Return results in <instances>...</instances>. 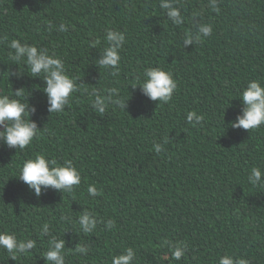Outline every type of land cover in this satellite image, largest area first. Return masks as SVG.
I'll use <instances>...</instances> for the list:
<instances>
[{
    "label": "trees",
    "instance_id": "1",
    "mask_svg": "<svg viewBox=\"0 0 264 264\" xmlns=\"http://www.w3.org/2000/svg\"><path fill=\"white\" fill-rule=\"evenodd\" d=\"M208 5L178 0L184 22L174 25L159 0H0V95L35 106L30 119L46 129L24 150L0 144V231L37 242L16 260L0 249V264H46L51 236L65 241L66 264H111L129 247L133 264H218L225 254L264 264V187L248 183L253 167L264 172V125L229 126L242 114L247 82L264 85V0H218L219 13ZM194 13L212 33L183 46ZM62 22L68 32L49 30V23ZM108 29L126 37L115 72L96 64ZM12 39L62 59L77 83L64 111H47L43 77L10 59ZM155 67L177 82L167 103L151 101L138 87ZM111 89L127 107L109 102L96 112L94 90L108 96ZM189 112L204 117L200 125L187 122ZM36 154L71 161L80 185L71 193L42 188L37 198L17 176ZM90 185L100 195L89 196ZM84 210L114 220V227L98 223L83 233L76 221ZM44 223L49 236L40 234ZM166 242L186 243L188 250L176 260ZM79 243L87 255L74 251Z\"/></svg>",
    "mask_w": 264,
    "mask_h": 264
},
{
    "label": "clouds",
    "instance_id": "2",
    "mask_svg": "<svg viewBox=\"0 0 264 264\" xmlns=\"http://www.w3.org/2000/svg\"><path fill=\"white\" fill-rule=\"evenodd\" d=\"M177 2L178 0H159V7L164 10L167 19L174 25H180L184 22V16L181 14L180 8L177 7ZM208 6L212 11L220 12L218 0H209ZM198 16L199 13L193 14L194 30L185 33L183 46L200 43L211 35L212 26L197 22ZM69 27L63 22L58 28L49 23V30L55 28V30L63 33L68 32ZM104 40L106 46L100 52V58L96 60V64L99 68L115 72L118 70L121 60L120 51L126 42L125 34L118 30L108 29ZM8 47L14 50L9 52V57L14 63L22 62L32 77H43L42 80L46 85L43 92L47 97V111L50 114L64 111L69 104L71 95L77 91V83L74 78L67 74L62 59L54 53L50 54L47 49L28 43L22 44L17 39H12ZM16 75L18 78L23 75L20 69ZM137 83L141 93L154 102H169L177 89V82L172 73L160 67L146 69L143 73V80L137 81ZM117 92L118 90L111 89L108 96H103L98 90H94V100L91 107L102 114L105 112L108 103L111 102L125 110L128 100L113 99ZM15 94L17 97L22 96L20 90L15 91ZM240 99L242 101V114L237 115L229 126L232 129L249 131L264 125V85L259 80H250L240 93ZM35 112V106L30 107L28 102L10 98L8 95H0V129H2L0 130V144L16 151L18 149L24 150L31 145L34 139L39 138L46 129H40L37 123L30 119V114ZM203 120L204 117L197 115L196 112L187 114V122H194L193 126L200 125ZM154 150L157 153L162 152L164 150L163 145L155 144ZM17 176L37 198L40 197L42 188L71 193L81 183V175L71 161L58 164L55 159H49L45 154H36L34 157L24 160L18 168ZM248 183L253 187H264V172L259 167H253L248 175ZM87 192L91 197L100 195L99 190L94 185H90ZM62 219L66 218L62 217ZM76 223L83 233L92 232L98 223H104L108 230H111L115 225V221L112 219L106 222L99 221L93 213L87 210L81 212ZM39 231L42 236H49V224L44 223ZM166 243L172 258L176 260H180L188 250L186 243ZM47 244V249L42 257L46 264H66L65 241L57 236H51ZM36 247V240L18 238L14 232L0 231V249L8 253L12 260L28 254ZM88 250V247L81 243L74 248L76 253L82 255H87ZM135 259L136 253L133 248L129 247L124 252L114 255L111 258V264H133ZM218 264H250V261L246 258L225 254L219 257Z\"/></svg>",
    "mask_w": 264,
    "mask_h": 264
}]
</instances>
